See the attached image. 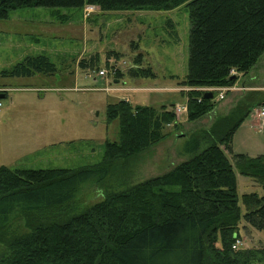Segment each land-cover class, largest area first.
Wrapping results in <instances>:
<instances>
[{
  "label": "trees",
  "instance_id": "trees-1",
  "mask_svg": "<svg viewBox=\"0 0 264 264\" xmlns=\"http://www.w3.org/2000/svg\"><path fill=\"white\" fill-rule=\"evenodd\" d=\"M184 3L190 20L188 65L179 84L190 87L181 93L186 97V119L193 121L212 111L217 102L214 92L211 99L205 98L201 88L233 84L264 53V0H5L0 3V19L19 7L169 10ZM139 60L127 74L154 76ZM94 62L90 57L78 64L85 68ZM55 69L48 56L28 55L2 75H52ZM232 69L235 79H231ZM247 99L216 117L207 129L209 144L190 158L124 190L109 192L67 218L58 217L59 210L82 183L104 178L114 161L159 143L167 135V126L180 127L173 104L156 108L133 105L123 98L108 103L106 120H118L119 140L106 141L103 160L93 166H0V244L4 248L0 264H264V246L232 248L240 226L264 230V193L239 197L236 176L238 172L250 177L264 190V154H234L233 163L227 157L235 130L254 106H264V95ZM199 147L196 141L193 150ZM19 214L23 230L12 231L11 220Z\"/></svg>",
  "mask_w": 264,
  "mask_h": 264
},
{
  "label": "rangeland",
  "instance_id": "rangeland-1",
  "mask_svg": "<svg viewBox=\"0 0 264 264\" xmlns=\"http://www.w3.org/2000/svg\"><path fill=\"white\" fill-rule=\"evenodd\" d=\"M86 6L19 7L0 19V92L5 94L0 98V166H93L103 160L105 142L119 140L118 120H106L108 103L128 98L133 105L156 108L186 104L181 92L190 87L179 84L188 65L190 20L185 3L169 10L102 11L93 6L88 11ZM37 54L48 56L54 63L52 75H2L3 70H9L25 56ZM90 57L94 58V65L79 66L81 59ZM138 58L140 65L149 66L154 76L127 74ZM250 77L239 75L231 85L243 88L227 91L222 99L217 100L218 92H214L217 102L209 113L193 121L186 119L187 111L182 113L180 127L167 126V135L159 143L114 161L104 178L82 183L78 193L58 209L57 216L78 214L109 192L162 174L206 147L211 140L207 129L216 117L228 114L247 97L258 100L264 95V91L250 92L249 87L241 85ZM259 107L254 106L251 116L235 130L231 152H227L230 162H234V154H264ZM196 141L200 147L193 150ZM236 176L239 197L243 193H264L252 178L238 172ZM46 215L52 217L51 212ZM21 219L20 214L13 217L12 231L23 230ZM240 232L239 249L264 246V230L240 226ZM3 249L0 244V252Z\"/></svg>",
  "mask_w": 264,
  "mask_h": 264
},
{
  "label": "built area",
  "instance_id": "built-area-1",
  "mask_svg": "<svg viewBox=\"0 0 264 264\" xmlns=\"http://www.w3.org/2000/svg\"><path fill=\"white\" fill-rule=\"evenodd\" d=\"M87 10H91L93 8V5H87L86 6ZM99 73L101 75H105V71L104 70H100ZM230 74L231 75H236V71L234 69H232L230 71ZM243 87L239 86H235V85H227V86H220V87H206V88H201L202 91H212L213 92H218L217 94V100L218 99H222L224 98V94L227 92V91H232V90H240L242 89ZM106 91H114L113 89H109V88H106L105 89ZM215 99V98H214ZM187 111V105L186 104H183V105H179V106H173V112H174V115L176 117V120L178 121L181 114L186 112ZM257 117L260 119V124L261 126L264 127V106H260L259 107V111L257 112ZM242 242L239 238H237L235 240V242L233 243L232 245V248L237 250L240 248Z\"/></svg>",
  "mask_w": 264,
  "mask_h": 264
},
{
  "label": "crops",
  "instance_id": "crops-1",
  "mask_svg": "<svg viewBox=\"0 0 264 264\" xmlns=\"http://www.w3.org/2000/svg\"><path fill=\"white\" fill-rule=\"evenodd\" d=\"M249 72L250 73H247V76L251 75V77L243 81L241 85L243 84L249 87L250 90L248 91L250 92L251 91L263 92L264 91V53L258 59L256 64L249 70ZM126 99L128 100V98Z\"/></svg>",
  "mask_w": 264,
  "mask_h": 264
},
{
  "label": "water",
  "instance_id": "water-1",
  "mask_svg": "<svg viewBox=\"0 0 264 264\" xmlns=\"http://www.w3.org/2000/svg\"><path fill=\"white\" fill-rule=\"evenodd\" d=\"M5 0H0V3H2V2H4ZM231 79H235V76L233 75V76H231ZM4 92H0V98L1 97H4ZM203 96L205 97V98H209V99H211L212 97H213V93H212V91H205L204 93H203Z\"/></svg>",
  "mask_w": 264,
  "mask_h": 264
}]
</instances>
